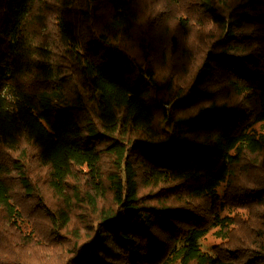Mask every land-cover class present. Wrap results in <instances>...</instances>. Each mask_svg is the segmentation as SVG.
Segmentation results:
<instances>
[{"label":"trees","instance_id":"trees-1","mask_svg":"<svg viewBox=\"0 0 264 264\" xmlns=\"http://www.w3.org/2000/svg\"><path fill=\"white\" fill-rule=\"evenodd\" d=\"M0 264H264V0H0Z\"/></svg>","mask_w":264,"mask_h":264},{"label":"rangeland","instance_id":"rangeland-1","mask_svg":"<svg viewBox=\"0 0 264 264\" xmlns=\"http://www.w3.org/2000/svg\"><path fill=\"white\" fill-rule=\"evenodd\" d=\"M186 58L188 59L190 57L186 56ZM180 62L183 65L186 64L185 60H180ZM154 235L158 237L160 240L164 241V232H162L161 230H157V232L154 231ZM218 243H219V240L215 239V237L210 234L207 235L206 239L200 241V244L204 251H207V250L210 251L211 246L214 244H218Z\"/></svg>","mask_w":264,"mask_h":264}]
</instances>
